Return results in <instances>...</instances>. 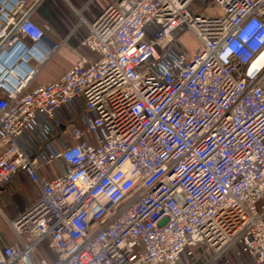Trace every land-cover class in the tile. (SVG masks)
Wrapping results in <instances>:
<instances>
[{
  "label": "built area",
  "instance_id": "obj_1",
  "mask_svg": "<svg viewBox=\"0 0 264 264\" xmlns=\"http://www.w3.org/2000/svg\"><path fill=\"white\" fill-rule=\"evenodd\" d=\"M45 1L0 0V188L23 172L40 190L0 264H215L234 247L263 264L264 0L82 9L90 55L33 86L59 47ZM45 240L54 259L34 257Z\"/></svg>",
  "mask_w": 264,
  "mask_h": 264
},
{
  "label": "rangeland",
  "instance_id": "obj_2",
  "mask_svg": "<svg viewBox=\"0 0 264 264\" xmlns=\"http://www.w3.org/2000/svg\"><path fill=\"white\" fill-rule=\"evenodd\" d=\"M54 9L50 11L47 19L50 27L56 34L55 38L49 36L59 45L58 51L53 57L45 63L40 74L33 81V86L38 82H43L51 78L56 72L64 67L70 66L73 62H77L81 57L90 55L88 49L83 45V41L87 36V28L85 25L78 26L80 15L85 19H89L94 11L96 1L94 0H53ZM53 6V5H52ZM85 6V7H84ZM80 14V10H82ZM80 14V15H79ZM48 34V33H47ZM49 35V34H48ZM180 41L184 46V50L194 52L197 48V39L195 35L189 31L181 32ZM178 35V36H179ZM237 248L225 255V261H217L218 264H253L245 263V261H237ZM208 251L202 253L196 260V264H203L211 257ZM198 257V256H197ZM235 259V260H233ZM228 260V263H227ZM188 258H183L178 264H186ZM211 261V259H209ZM235 261V262H234ZM237 261V262H236ZM208 262V261H207ZM213 262V261H212ZM206 264H210L209 262Z\"/></svg>",
  "mask_w": 264,
  "mask_h": 264
},
{
  "label": "crops",
  "instance_id": "obj_3",
  "mask_svg": "<svg viewBox=\"0 0 264 264\" xmlns=\"http://www.w3.org/2000/svg\"><path fill=\"white\" fill-rule=\"evenodd\" d=\"M94 1H96L94 11L92 12V16L89 19H86L88 21L96 18V16L103 10V8H105L106 5L110 2V0ZM43 5L38 10L36 20L44 27L46 32L49 34H47L48 36H52V38H55L56 34L53 31V27H50V24H48L47 21V19L50 17L49 13H51L50 11L52 10H43ZM75 63L73 62L70 66ZM70 66L58 70L54 76L46 79L43 82H38V84L48 83L60 78ZM67 136L68 134H66L65 137ZM60 166V162H56L53 166L44 168L42 170V174L47 178H53L54 176H56L57 170H59ZM39 194L40 190L37 184L32 182L23 172H19L9 183L3 185L0 188V248L12 245L17 242V236L14 230L9 226L8 220H13L23 212H25L37 200ZM34 257H47L49 259H54V254H52V252L50 251L47 240H45L38 246V250L37 252H35ZM236 258L239 262L240 260H243L245 261V263H253L251 258L245 255L237 256ZM215 264L218 263L216 262Z\"/></svg>",
  "mask_w": 264,
  "mask_h": 264
},
{
  "label": "trees",
  "instance_id": "obj_4",
  "mask_svg": "<svg viewBox=\"0 0 264 264\" xmlns=\"http://www.w3.org/2000/svg\"><path fill=\"white\" fill-rule=\"evenodd\" d=\"M53 3V0H46L45 1V3H44V5H43V10L45 9H47V10H49V9H54L53 7H54V4H52ZM53 5V6H52ZM45 6V7H44ZM48 7V8H47ZM51 7V8H50ZM46 10V11H47Z\"/></svg>",
  "mask_w": 264,
  "mask_h": 264
},
{
  "label": "bare ground",
  "instance_id": "obj_5",
  "mask_svg": "<svg viewBox=\"0 0 264 264\" xmlns=\"http://www.w3.org/2000/svg\"><path fill=\"white\" fill-rule=\"evenodd\" d=\"M23 76H24V73H21V72L18 71L17 78H18V79H21ZM12 81H13V83L16 82V80H14V79H13Z\"/></svg>",
  "mask_w": 264,
  "mask_h": 264
}]
</instances>
